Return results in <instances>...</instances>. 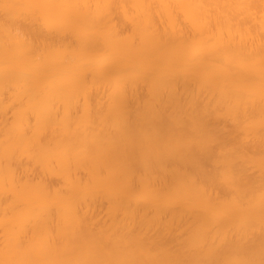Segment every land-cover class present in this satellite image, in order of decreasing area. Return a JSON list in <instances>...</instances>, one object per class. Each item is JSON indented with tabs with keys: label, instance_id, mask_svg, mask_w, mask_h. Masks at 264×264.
Here are the masks:
<instances>
[{
	"label": "bare ground",
	"instance_id": "6f19581e",
	"mask_svg": "<svg viewBox=\"0 0 264 264\" xmlns=\"http://www.w3.org/2000/svg\"><path fill=\"white\" fill-rule=\"evenodd\" d=\"M0 264H264V0H0Z\"/></svg>",
	"mask_w": 264,
	"mask_h": 264
}]
</instances>
